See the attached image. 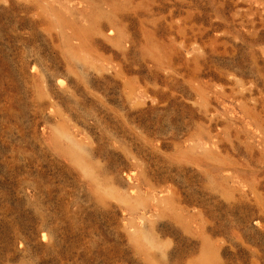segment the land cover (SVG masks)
Masks as SVG:
<instances>
[{
	"label": "rangeland",
	"instance_id": "1",
	"mask_svg": "<svg viewBox=\"0 0 264 264\" xmlns=\"http://www.w3.org/2000/svg\"><path fill=\"white\" fill-rule=\"evenodd\" d=\"M0 264H264V0H0Z\"/></svg>",
	"mask_w": 264,
	"mask_h": 264
}]
</instances>
